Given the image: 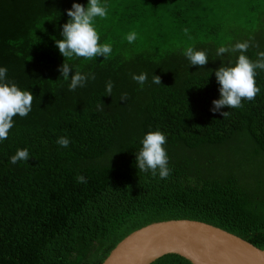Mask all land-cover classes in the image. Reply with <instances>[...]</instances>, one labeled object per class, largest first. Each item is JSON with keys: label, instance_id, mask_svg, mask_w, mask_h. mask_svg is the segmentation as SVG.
<instances>
[{"label": "trees", "instance_id": "trees-1", "mask_svg": "<svg viewBox=\"0 0 264 264\" xmlns=\"http://www.w3.org/2000/svg\"><path fill=\"white\" fill-rule=\"evenodd\" d=\"M75 2L88 5L0 0V67L35 97L0 142V264H103L133 231L183 218L264 249V70L257 69L255 100L225 106L228 118L212 111L221 95L215 70L239 55L216 57V49L254 36L245 54L255 60L264 51V0H101L108 15L95 25L113 51L68 60L70 77L95 74L72 92L55 41ZM189 46L207 52L203 68L183 55ZM140 73L148 74L143 86L132 79ZM156 130L167 136V179L137 166L143 137ZM61 136L68 147L57 144ZM22 148L29 160L13 165ZM81 174L87 183H77ZM150 264L194 263L167 253Z\"/></svg>", "mask_w": 264, "mask_h": 264}, {"label": "clouds", "instance_id": "clouds-1", "mask_svg": "<svg viewBox=\"0 0 264 264\" xmlns=\"http://www.w3.org/2000/svg\"><path fill=\"white\" fill-rule=\"evenodd\" d=\"M69 20L62 26L63 39L55 41L60 53L65 57V62L60 66L59 71L65 81H69L68 90L74 92L77 88L84 87L89 78L95 80V74H85L76 70L70 77L73 68L67 61L73 58L93 60L99 56L108 59L113 51L112 44L101 43V37L95 25L97 17L104 19L108 15L107 6L101 0H88V5L75 2L67 10ZM185 33L188 29L184 30ZM129 44L137 40V33L130 32L126 36ZM254 36H250L243 42L225 46L220 45L216 49V57H223L227 53H239L234 62L223 64L215 70V76L219 84L220 98L213 101L212 111H221L225 106L230 109H240L244 105L242 101H253L260 93V87L256 82L257 69L264 70V51H258L255 60L250 59L245 53L253 45ZM179 47V45H177ZM255 47L259 48L256 44ZM183 55L191 65H198L203 68L209 60L205 50H197L189 46L184 48ZM7 67H0V142L7 140L10 130L14 126V117H26L32 110L34 94L30 90H22L15 82L7 80ZM132 79L143 86L148 80L147 73L133 74ZM152 83L161 84V77L154 75ZM107 95H112L113 82L109 80L105 89ZM121 100L127 99V94L121 95ZM103 110V105H98ZM223 118H228L229 111H221ZM61 147H68L70 139L61 136L57 139ZM167 136L160 130L149 131L142 139V148L137 152V166L140 171H151L153 177L159 174L160 179H167L171 175L168 167L169 157L165 145ZM30 152L27 148L18 149L10 157V162L15 165L20 161H28ZM77 183H87L84 175L76 177Z\"/></svg>", "mask_w": 264, "mask_h": 264}, {"label": "water", "instance_id": "water-1", "mask_svg": "<svg viewBox=\"0 0 264 264\" xmlns=\"http://www.w3.org/2000/svg\"><path fill=\"white\" fill-rule=\"evenodd\" d=\"M167 253L194 264H264V249L221 227L187 218L156 221L133 231L103 264H150Z\"/></svg>", "mask_w": 264, "mask_h": 264}]
</instances>
